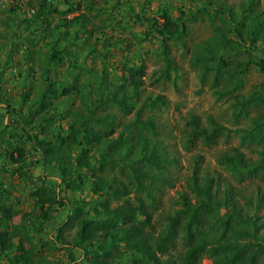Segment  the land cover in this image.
I'll return each instance as SVG.
<instances>
[{"label": "rangeland", "instance_id": "1", "mask_svg": "<svg viewBox=\"0 0 264 264\" xmlns=\"http://www.w3.org/2000/svg\"><path fill=\"white\" fill-rule=\"evenodd\" d=\"M69 1L84 7L87 0ZM89 1L94 2L95 10L89 16L87 27L77 31L80 37L74 42L77 25L63 27L60 34L59 44L65 45L67 40H72L67 46L77 53L79 60L75 67L72 66L67 52L63 62L49 66L48 74L59 90L56 96L50 94L51 82L42 68L34 66L30 73L27 72L31 58L41 56L45 60L51 50V46L33 31V28L41 29L39 23L27 31L24 20L32 18L33 14L22 9L13 12V6H4L0 2V115L5 123H9L7 129L0 123V135L4 134L12 142L11 147L5 143L0 145V200L3 197L18 210L30 212L27 225L36 234L45 256L66 264L68 252L42 245V239L49 236L40 232L48 231L53 237L58 226L67 219L68 208L65 205L54 207L50 220L41 219L43 210L34 205L33 190L41 184H49L55 186L52 189L59 198L93 202L98 195L90 190L68 193L59 187L57 176L60 171L39 163L38 153L35 154L25 142L21 122L33 133L43 125L48 130L66 134L71 121L86 120L90 107L94 118L103 117L115 122L117 132L114 136L122 132L126 136H135L138 128L135 125L127 128V124L134 122L137 116L139 120L151 116L155 128L146 131L150 138L147 148H157L166 168L153 171L162 178L161 181L156 184L146 181L145 190L128 194L130 200L135 203L137 197H142L147 205L151 201L148 193L153 192L157 198L154 217L160 221L161 216L180 207L178 200L182 192L195 200L191 190L194 180L205 184L208 178H214L219 197L223 198L227 191L232 192L235 196L231 195V204L238 203L244 212L258 216V235L264 241V170L241 172L221 161L224 153L233 154L236 149L247 160H264V100L246 102L244 106L239 103L252 96L264 97V71L255 64L256 58L264 57V0H214L212 4L201 0ZM53 2L60 12L69 7L64 0ZM164 10L175 19L181 17V23L186 25L185 34L168 42V55L175 67L169 70L168 76L165 75L162 39L155 25L156 21L160 24L164 20ZM76 13L73 11L65 17L70 18ZM63 15H53L52 26L60 23ZM5 19L15 23V27L5 25ZM25 53H28L26 58ZM128 65L142 66L145 71L144 84L134 97H131L132 81L124 71ZM75 82L79 91H74L73 96L64 95L65 86ZM44 92L48 105L41 108ZM154 94L164 96L166 103L153 110H141V102ZM120 101H123L124 109ZM30 111L34 112L31 119L27 118ZM193 116L209 129L212 119L224 128L212 142L207 143L200 137L189 146L188 122ZM30 120L33 123L30 124ZM88 126L105 133L112 128L109 123L93 120ZM132 140L134 138L128 142ZM18 146L26 148L28 158L24 163L11 160L12 156L18 157ZM96 153L99 156V152ZM138 154L139 149L134 146L126 161H134L133 165L145 172L146 167ZM125 167L123 162L114 170L110 168V178L125 181L126 175L132 174ZM250 198L252 204L248 201ZM147 209L152 211V207ZM161 228L158 226L159 231ZM76 229V226L67 227L63 231L64 238L72 239ZM181 250L179 240L171 252L176 258ZM78 253L82 254L81 250ZM122 261L121 264H128V260ZM86 262L81 258L79 264ZM208 262V259L203 261L204 264Z\"/></svg>", "mask_w": 264, "mask_h": 264}, {"label": "trees", "instance_id": "2", "mask_svg": "<svg viewBox=\"0 0 264 264\" xmlns=\"http://www.w3.org/2000/svg\"><path fill=\"white\" fill-rule=\"evenodd\" d=\"M64 1L69 7L60 12L53 0H28V5L35 8V13L32 18L24 20L27 31L32 30L33 24L39 23L41 29L33 28V31L39 34L40 40L51 46L45 60L41 56L28 59L31 64L27 72L30 73L34 66L42 68L46 78L51 82L49 92L53 96L58 95L59 90L48 74L49 66L63 62L67 52L72 66L75 67L79 60L77 53L67 46L72 40H67L65 45L59 44L62 29L77 25L74 32L75 42L80 37L77 31L87 27L89 16L95 10L93 1L87 0L84 7L69 0ZM201 1L212 4L214 0ZM11 11L17 12V9L11 7ZM73 11L77 13L70 18L65 17ZM60 13L64 14L62 21L52 26L51 17ZM162 17L164 19L162 23L158 24L156 21L155 25L162 39L165 75L168 76L169 70L175 69L168 55V42L185 34L186 25L181 23L183 22L181 17L173 18L168 10L163 11ZM3 23L9 28L15 27V23L8 19L3 20ZM26 51L29 53L28 49ZM91 51L92 48L89 49V52ZM28 53L24 54L25 58ZM255 64L259 70L264 71V57L256 58ZM124 71L132 81L131 97H134L144 84L145 71L142 66L137 65H128L124 67ZM74 91H79L76 82L67 84L62 93L73 96ZM45 92L41 97V108L48 105ZM258 100H264V97L252 96L246 101L239 100V103L244 106L246 102L255 103ZM165 103L164 96L154 94L141 102L140 109L153 110ZM119 104L125 108L123 101ZM31 113L34 114L30 111L27 118L31 119L33 115ZM92 115L93 109L89 107L86 120L71 121L66 134L48 130V127L43 125L33 133L24 122H21L25 142L30 144L35 154L38 153L39 163L60 171L61 178L57 184L59 187H63L68 193L90 190L98 195L94 202L71 197L59 198L58 193L52 189L55 186L49 184L36 186L32 195L35 198L34 205L43 210L41 219L50 220L55 211L54 207L65 205L69 211L67 219L58 226L53 237H50L48 231L40 232L48 233L49 236L48 239H42V245L58 252L67 251L66 264H79L81 258L86 259V264H121L124 259L128 260V264H204V259L209 260L206 264H264V241L258 235L260 228L258 216L244 212L238 203L231 204V195L235 196L232 192L227 191L223 198L219 197V189L214 186V178H208L205 184L194 180L191 190L194 192L195 200H192L188 193L182 192L178 200L180 207L161 216L160 221L154 217L157 198L153 192L148 193L151 201L147 205L142 197H137L136 202H132L128 194L145 190L146 181L154 184L161 181L162 178L153 171H164L166 168L165 160L157 148L155 146L150 150L147 148L150 138L146 131L154 130V121L151 116L144 120H139L137 116L134 122L126 126L128 128L129 125H135L138 128L135 136H126L123 132L114 136L117 130L114 128L113 120L94 118ZM0 119V123L7 129L9 123H5L1 115ZM90 120L102 124L109 123L112 128L105 133L88 126ZM211 122L212 127L209 129L196 116L189 120L187 140L189 146L200 137L207 143L215 140L224 126L214 119ZM29 123L33 121L30 120ZM4 136L0 135V145L5 143L11 147L12 142ZM131 138L134 140L129 143L128 140ZM100 146L102 148L97 149ZM134 146L139 149L138 159L144 162L145 172L137 169L133 165L134 161H126ZM25 149L24 146H18L16 148L18 157L12 156L11 160L14 163L26 162L28 157ZM96 151L99 152V156ZM221 161L241 172L256 173L264 170V160L260 162L247 160L238 149L233 154L224 153ZM123 162L125 168H129L132 174L126 173L125 181H113L109 169L114 170ZM248 201L252 204L251 198ZM148 207H152V211H149ZM30 215V212H22L14 204L1 198L0 264H59L45 256L43 247L41 248L39 241L36 240V234L27 225ZM69 226H76L77 229L73 238L68 240L64 238L63 231ZM158 226H162L160 231ZM179 240L182 250L175 258L171 249ZM80 250L82 254L78 253Z\"/></svg>", "mask_w": 264, "mask_h": 264}, {"label": "built area", "instance_id": "3", "mask_svg": "<svg viewBox=\"0 0 264 264\" xmlns=\"http://www.w3.org/2000/svg\"><path fill=\"white\" fill-rule=\"evenodd\" d=\"M2 3L4 4H10V5H13V6H18V8H24V0H1ZM32 13L34 12V9L32 8H28V13Z\"/></svg>", "mask_w": 264, "mask_h": 264}, {"label": "clouds", "instance_id": "4", "mask_svg": "<svg viewBox=\"0 0 264 264\" xmlns=\"http://www.w3.org/2000/svg\"><path fill=\"white\" fill-rule=\"evenodd\" d=\"M1 2V1H0ZM27 2H28V0H24V2H23V4H24V8H18V6H13V5H10V4H4V3H2L4 6H13V8L15 7L17 10L18 9H22V11L24 12V11H27V13H28V8H32V9H34V12H30V13H28V14H30V15H32V14H34L35 13V8H33V7H31V6H29L28 4H27Z\"/></svg>", "mask_w": 264, "mask_h": 264}, {"label": "crops", "instance_id": "5", "mask_svg": "<svg viewBox=\"0 0 264 264\" xmlns=\"http://www.w3.org/2000/svg\"><path fill=\"white\" fill-rule=\"evenodd\" d=\"M57 169V168H56ZM58 170V169H57ZM59 171V170H58ZM57 177H59V179H58V181L60 182V173L58 174V176Z\"/></svg>", "mask_w": 264, "mask_h": 264}]
</instances>
